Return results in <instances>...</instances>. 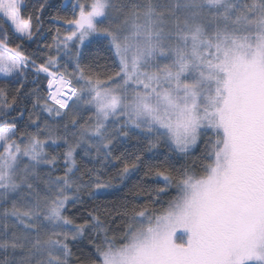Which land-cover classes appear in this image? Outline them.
<instances>
[{"label":"snow or ice","instance_id":"1","mask_svg":"<svg viewBox=\"0 0 264 264\" xmlns=\"http://www.w3.org/2000/svg\"><path fill=\"white\" fill-rule=\"evenodd\" d=\"M51 7L0 0V264H264V0H76L41 47ZM117 167L158 186L89 208Z\"/></svg>","mask_w":264,"mask_h":264},{"label":"trees","instance_id":"2","mask_svg":"<svg viewBox=\"0 0 264 264\" xmlns=\"http://www.w3.org/2000/svg\"><path fill=\"white\" fill-rule=\"evenodd\" d=\"M49 2L53 5V7L49 8L45 14H44V29L47 30L51 28L53 31L48 32L45 31L44 37L41 38V47L44 43H50L52 35L55 34V28L61 27L62 31L63 28L66 26H63L60 23L53 22L49 19L51 15H61V16H70L72 13V5L76 2V0H49ZM29 6H34L33 4H29ZM34 9H31L28 7V12H32ZM36 49V44L29 43L26 46V50L31 53ZM86 53V62L88 60H91L93 58H99L101 63L105 62V58L108 57L110 54L104 49L99 48L96 45H88L85 49ZM46 83V82H45ZM0 87H5L9 90H13L18 87L15 83H8V82H0ZM29 88L35 87L34 84L29 83ZM27 104L28 109H31V104L25 101ZM21 107L23 108L24 105L22 104ZM13 115H17L16 113H13ZM29 113L25 111L23 118L19 121L18 126L23 129L25 122L28 120ZM46 116V114H44ZM30 131L33 129H29ZM127 148L129 152H134L136 148V140L133 139L129 141L126 145L121 146V151L124 150V148ZM63 149H60L62 151ZM159 152L161 154L166 152V149L161 147L159 149ZM151 155V154H148ZM90 158H85L84 160H80L78 157V164L80 166L81 172H84L87 168H100V165L97 164L94 160L89 162ZM151 163L154 165H162L164 167L168 166V162L165 160L164 155H158L157 157L153 158L151 160ZM172 163L175 164L176 167L180 166V163L182 161H177L175 157L172 159ZM119 167V166H118ZM117 168H108V169H101L103 172L102 179L105 181L111 180L112 184L114 185L111 188H108L105 191V195L100 197L99 199H89L87 196H85V200L87 202V205L89 208L92 207H106V208H117L119 209L123 204L127 203L129 207L135 205L140 206L146 203V197L143 195L136 196L135 193L137 191L138 187L147 186L149 188H155L158 185L152 181L146 180L144 177V168H141L137 171H134L130 174L128 178L121 181L117 176L116 173L118 171ZM87 179V177H85ZM163 199H167V197H164ZM75 211V210H72ZM87 244V241H85L81 247L84 248V245ZM86 251L87 249L84 248ZM74 253L77 255L79 254V250L76 248L73 249Z\"/></svg>","mask_w":264,"mask_h":264},{"label":"rangeland","instance_id":"3","mask_svg":"<svg viewBox=\"0 0 264 264\" xmlns=\"http://www.w3.org/2000/svg\"><path fill=\"white\" fill-rule=\"evenodd\" d=\"M25 2L28 4V7L31 9H35L36 6L41 2V0H25ZM33 4L34 6H29V4ZM0 82H6L2 77H0Z\"/></svg>","mask_w":264,"mask_h":264}]
</instances>
